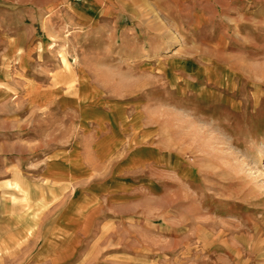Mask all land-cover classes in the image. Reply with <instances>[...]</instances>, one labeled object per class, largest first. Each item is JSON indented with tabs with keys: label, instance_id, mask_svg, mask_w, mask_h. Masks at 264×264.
Returning a JSON list of instances; mask_svg holds the SVG:
<instances>
[{
	"label": "rangeland",
	"instance_id": "1",
	"mask_svg": "<svg viewBox=\"0 0 264 264\" xmlns=\"http://www.w3.org/2000/svg\"><path fill=\"white\" fill-rule=\"evenodd\" d=\"M129 2L0 61V264H264V0Z\"/></svg>",
	"mask_w": 264,
	"mask_h": 264
},
{
	"label": "crops",
	"instance_id": "2",
	"mask_svg": "<svg viewBox=\"0 0 264 264\" xmlns=\"http://www.w3.org/2000/svg\"><path fill=\"white\" fill-rule=\"evenodd\" d=\"M129 1L132 0H0V61L12 56L10 48L20 46L29 47V53L32 51L31 55L34 57V52L40 46L48 44L45 39L35 37L37 28L47 37L48 31H60L70 19L83 26L87 21L85 15L89 13L92 15L120 13L130 4ZM151 1H155L153 8L159 15L177 16L181 13L179 9L181 0ZM183 1L188 3L196 1L199 8L195 9L192 16H199L203 23L207 19L203 14L204 5L208 7V13L214 15L212 2L214 4L223 2V0Z\"/></svg>",
	"mask_w": 264,
	"mask_h": 264
},
{
	"label": "bare ground",
	"instance_id": "3",
	"mask_svg": "<svg viewBox=\"0 0 264 264\" xmlns=\"http://www.w3.org/2000/svg\"><path fill=\"white\" fill-rule=\"evenodd\" d=\"M221 61H222V60H221ZM223 61H225V59H224ZM238 61H240V60H238ZM238 61H237V62H238Z\"/></svg>",
	"mask_w": 264,
	"mask_h": 264
}]
</instances>
